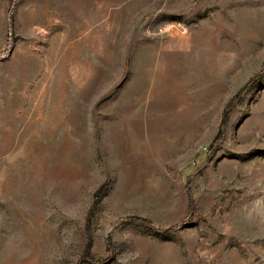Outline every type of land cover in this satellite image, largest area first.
Masks as SVG:
<instances>
[{
	"label": "rangeland",
	"instance_id": "rangeland-1",
	"mask_svg": "<svg viewBox=\"0 0 264 264\" xmlns=\"http://www.w3.org/2000/svg\"><path fill=\"white\" fill-rule=\"evenodd\" d=\"M0 264H264V0H0Z\"/></svg>",
	"mask_w": 264,
	"mask_h": 264
},
{
	"label": "built area",
	"instance_id": "built-area-1",
	"mask_svg": "<svg viewBox=\"0 0 264 264\" xmlns=\"http://www.w3.org/2000/svg\"><path fill=\"white\" fill-rule=\"evenodd\" d=\"M175 28L179 32H186L187 26L183 22H167L160 27V31L167 32Z\"/></svg>",
	"mask_w": 264,
	"mask_h": 264
},
{
	"label": "trees",
	"instance_id": "trees-1",
	"mask_svg": "<svg viewBox=\"0 0 264 264\" xmlns=\"http://www.w3.org/2000/svg\"><path fill=\"white\" fill-rule=\"evenodd\" d=\"M104 187H105V184L101 186V188H100L99 191L97 192L96 196L99 197V196L101 195L100 191H101ZM96 200H97V199H96Z\"/></svg>",
	"mask_w": 264,
	"mask_h": 264
}]
</instances>
